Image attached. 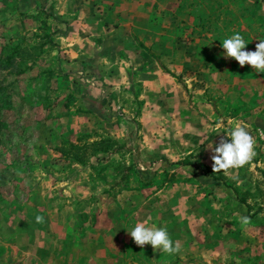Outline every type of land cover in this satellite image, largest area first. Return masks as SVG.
I'll return each mask as SVG.
<instances>
[{
    "label": "crops",
    "instance_id": "crops-1",
    "mask_svg": "<svg viewBox=\"0 0 264 264\" xmlns=\"http://www.w3.org/2000/svg\"><path fill=\"white\" fill-rule=\"evenodd\" d=\"M10 1L0 0V6ZM14 1L21 5V12L0 18V38L18 36V27L24 29L25 14L31 13L32 31L43 30L42 33L58 45L59 58H49L47 65L55 69L58 76L65 71L66 64L73 65L76 71H66V78H58L62 83H46L44 91L29 78L23 84L22 99L17 98V114L27 119L36 117L37 125L32 127L44 133L39 142L22 143L26 151L24 164L28 169L25 173L19 172L16 161L12 178L8 180L11 192H0V264H264V229L252 218L247 225L237 220L243 212L251 211L235 199V193L230 190L234 194L232 198L228 190H220L219 197L224 199L208 206L204 197L207 193L200 191L199 195L193 188L199 182L198 177L204 174L192 158L175 162L169 153L158 158L149 156L146 151L154 154L155 146L143 140L144 128L132 134L130 124L124 119L116 129L110 120L102 128H94L95 123L90 122L89 118L102 115L112 118L119 107L127 113L128 103H143L160 91L155 84L161 68L140 45H148V39L156 37L160 28L158 25L155 29L156 22L148 12L153 1ZM250 6L255 7L256 16L264 23V0H250ZM192 57L198 69L203 70V62L196 54ZM90 68L103 69L104 94L93 88L95 82L85 79L92 78L88 73ZM78 74L81 77H77ZM143 75L148 79V91L145 88L141 91L137 83ZM117 85L122 90L116 92ZM259 104H253L247 111L249 119L253 120L239 119L234 123L246 125L256 140L255 152L259 159L256 157L254 161L264 170V138L256 139L257 132L259 135L264 132V109ZM28 111L32 115L24 114ZM178 113L182 115V111ZM78 118H84L80 127L85 131L101 132L104 134L101 138L127 145L126 154L132 152V159L119 163L132 165L136 170L134 174L142 180L141 187L110 188L113 184L110 182L120 175L113 154L100 161L101 165L107 164L100 179L90 166L96 164L95 157L83 163L58 153L62 137L53 126L55 119L70 126ZM120 127H123L121 132ZM131 135L133 145L130 146L125 138ZM92 137L89 140L97 139L95 135ZM50 147L60 156L58 163L64 165L60 171L50 169ZM30 150H34L35 157L28 155ZM192 151L189 149L187 153ZM198 161L210 165L206 159ZM36 165L39 172L32 168ZM160 177L171 181L157 183ZM133 180L130 176L129 181ZM137 198L141 199L137 201ZM37 215L43 217L42 222H36ZM136 222L165 227L171 239L181 245L180 251L169 255L154 251L150 244L143 248L136 245L128 232ZM138 254L143 256H136Z\"/></svg>",
    "mask_w": 264,
    "mask_h": 264
},
{
    "label": "rangeland",
    "instance_id": "rangeland-1",
    "mask_svg": "<svg viewBox=\"0 0 264 264\" xmlns=\"http://www.w3.org/2000/svg\"><path fill=\"white\" fill-rule=\"evenodd\" d=\"M150 1H153V5L148 10L149 15L156 22L155 29L157 30L158 25H160V28L155 35L156 37L151 40L148 39L150 42L145 46H148L149 49L147 50V55L151 56L154 62L159 64L161 68V73L155 84L160 91L153 96L154 98H148L143 103L141 101L128 103L125 107L127 113L119 107V109H115L116 114L112 118L108 115H102L101 117L89 118L90 122L95 123L94 128H102L110 120L113 121V128L116 129L120 126L118 124L120 120L124 119L126 124H130V132L132 134L134 132L137 134L140 131L142 132L143 127V140L155 146L154 154L149 152V150L146 151V154L149 153V156L154 155V157L158 158L169 153L172 158H175V162L192 158L193 163H196V167L204 174L198 177L199 182L195 186L193 185V188L196 189L199 195L200 191L201 193H207V196L205 195L204 197L206 198V204L208 206L216 204L218 199H224L223 197H219L222 193L220 190H228L230 194L232 191L236 194L235 199L237 201L249 202V211L251 212H243L242 217H248L249 221L252 218V221H255V224L259 225L258 227L264 229V170L256 165L254 161L256 157L259 159V156L255 155L245 166L239 169H230L229 175H225L223 171L213 172L212 153L208 148L210 142L218 143L221 136H226V132L216 133V125L220 121H224V127L226 128L229 120L233 122L239 119L245 122L253 120L249 119L248 116L250 113H247L253 104L260 103V107L264 109V73L256 72L250 65L240 67L238 61L234 58H224V49L222 48L221 41L238 32L247 43L245 50L254 51L256 44L259 42V38H264V33L258 29L256 30L250 24L251 21L249 22L250 9H247L246 5L250 6V0ZM258 1L260 0H256V2ZM20 6L14 0L5 3L3 6H0V18L8 17L12 12H15V14L17 11L21 12ZM30 14L26 13L24 16L25 21H22L24 29L18 27V36L11 35V37L24 38L30 46L32 44L44 45L42 51L46 52V55L42 58L39 57L36 62L46 67L49 64V58H59L58 45L55 42H50L48 37L42 33L43 30L38 29L32 31L33 27L30 26L32 17ZM37 17H39V14H37ZM201 35L208 41V44L204 48H207L206 55L211 59V62L203 63V70L198 69V66L195 65L197 63L196 59L192 57L196 54L195 40L198 41ZM152 41L155 43L152 44ZM196 57L200 59L198 55ZM72 66L70 64L64 65L63 69L65 71L60 77L65 78L67 75L65 74L66 71H76L73 70ZM98 68H94L93 70L90 68L91 71L88 73H91L92 78L89 76L85 77V79L95 82L93 88H96L97 92L102 94L105 92L104 81L106 76L104 75L103 69ZM82 70L85 71L84 69ZM37 72H40L39 67L34 68L27 76H33ZM78 76L81 77L80 74ZM57 77L53 76L50 78L49 84L56 85L58 83ZM25 82L26 78L19 79V85L15 89L21 95ZM34 83L39 86L40 80ZM137 83L141 91L143 88L148 91V79L146 75H143L142 80L139 79ZM119 87L120 85H117L116 92L122 90ZM30 101L32 102V100ZM17 111V96L14 95L11 103L2 112L4 119L12 121L8 125L9 128L5 131L4 140H0L1 193L11 192L9 191L11 182H8V180L12 178V170L15 169L16 161L19 163V172L25 173L28 169L24 164L26 151L22 143L25 144L30 141L39 142L43 139L44 132H41L37 127V130L34 131L32 127V125H37L38 120L36 117L30 116L32 115L30 114L31 111L24 112L26 116H30V119L18 115ZM181 111L182 115L180 116L178 112ZM184 111L187 112L184 113ZM211 113L214 115H208ZM46 117L49 116L46 115ZM44 121L46 120L44 119ZM83 122H85L84 118H78L76 122L74 121L70 126H66V124H62L58 119H55L53 126L59 130L65 142L77 141L84 143L87 139L93 138L92 136L94 135L97 140L101 138L100 136H104L101 132L90 133L85 131L84 127H80ZM107 126L108 124H106ZM122 128H119V132H121ZM221 130H224V128ZM257 134L256 139L260 140L259 136L261 134L259 135L258 132ZM78 135L82 136L80 137L82 138L81 141L78 140ZM125 139L130 146L133 145L132 135L130 138ZM111 140V143L105 142L103 146H97L96 152L99 156L105 155L106 152L108 155L113 154L110 150L115 147L118 141L115 139ZM126 146L124 145L120 150V152L123 151V154H113L117 162H124L129 158L132 159V152L131 154H126L127 150L129 151ZM171 148L173 149L172 152L169 151ZM49 149V151H52L50 152V158L52 160L50 169H53V171L62 170L64 165L60 164L61 162L58 163L57 160L60 156L57 155L52 147ZM189 149H193L190 154L187 153ZM33 151H28V155L35 157ZM123 156L124 159L122 161L121 158ZM104 159L106 160V157L96 161V164L98 166L101 165L100 161ZM199 159H206L210 165H202V163H199ZM32 168L33 170L37 168V171H40L39 165ZM119 168L120 166H117L116 169ZM133 172H136V170ZM130 176L135 180L131 182L119 180L117 185H113L114 179L110 182V185L113 183L111 186L109 185L110 188L123 189L125 187H141V182L136 181V175L130 172ZM204 176L207 177L206 180L208 179V182H206ZM214 178H217L218 181ZM163 179V177L157 178L156 182L163 184L164 182L171 181L170 179L163 181ZM186 186V188H189L188 185ZM182 187L180 186V188ZM216 194L218 195L216 196ZM231 197L233 198L234 194H231ZM17 199L20 201V198ZM140 199L137 198L136 200L139 201ZM257 208H259V211H256ZM254 216H256L255 219L253 218ZM237 220L241 222V218ZM136 256L143 255L138 254Z\"/></svg>",
    "mask_w": 264,
    "mask_h": 264
},
{
    "label": "trees",
    "instance_id": "trees-1",
    "mask_svg": "<svg viewBox=\"0 0 264 264\" xmlns=\"http://www.w3.org/2000/svg\"><path fill=\"white\" fill-rule=\"evenodd\" d=\"M247 6V7H246ZM247 9H250V24L254 26V28L262 33H264V23L262 22L261 17L256 16L255 7H251L246 5ZM254 21L259 22L257 25L254 24ZM251 26V28H253ZM3 35V34H2ZM48 40L51 42V40L48 38ZM195 51L196 55L200 58V61L204 62H211V59L206 55L207 48L204 47L208 44L207 39L203 38L202 35L200 38H198V41L195 40ZM141 46L146 49V54L148 47L144 46L142 43H140ZM44 45H34L31 46L26 43L24 38H15L14 36H7L3 35L2 38H0V140H4V134L6 129L9 128V123L11 124L12 120H6L3 117V110L5 109L8 104L11 103L13 96H17V98L22 99V95L19 94V91H16V87L19 85L18 81L19 79L26 80L30 77L32 80V83L35 81L40 80V85H35L38 89H41V91H44V88L46 83L50 81V78L57 77L56 70L53 69L51 66L43 67L39 64H37V59L39 57H43L46 55V52L42 51ZM44 54V55H43ZM52 59V58H51ZM39 67L40 72H37L33 76H27L30 72L34 70V68ZM60 75L56 78L58 83H62V81H58V78ZM62 78V77H60ZM59 78V79H60ZM66 78V77H65ZM44 80V83L42 82ZM57 83V84H58ZM26 84V82H25ZM32 86V85H31ZM47 87V86H46ZM21 93V92H20ZM78 140H82V136L78 135ZM87 138V137H86ZM85 139V137H84ZM88 141V142H87ZM84 143L74 142V141H67L62 139V144L60 147L57 148V150L65 157H71L75 158L80 162L86 163L90 159V157H95L96 160H102L105 157H109L108 153L106 152L105 155L99 156L96 152L97 146H103L105 142L111 143L112 140L109 138H99V140H89L87 139ZM121 148H123V145L117 143L115 147H113L110 152L115 154L119 153ZM88 150V152H86ZM98 155V156H97ZM99 157V158H98ZM114 164H117V166H120L118 169L119 178L114 181V185H117L119 180H123L125 182L129 181L130 172L131 174L134 173V169L132 168V165L128 166H122L119 162L114 161ZM183 164H190L188 162H184ZM91 168L94 169L96 172V176L98 178H102L100 175L101 171L107 166V164L104 165H97V164H90ZM136 175V174H135ZM137 177V176H136ZM217 180V178H214ZM137 180L142 182L141 179ZM244 205L247 206L249 210V205L244 202L240 201ZM256 211H259V208H257ZM255 211V213H256Z\"/></svg>",
    "mask_w": 264,
    "mask_h": 264
},
{
    "label": "clouds",
    "instance_id": "clouds-1",
    "mask_svg": "<svg viewBox=\"0 0 264 264\" xmlns=\"http://www.w3.org/2000/svg\"><path fill=\"white\" fill-rule=\"evenodd\" d=\"M222 41L224 58H234L240 67L250 65L256 72L264 73V38H259L254 51L245 50L246 42L237 32ZM224 128V130H221ZM226 132L221 136L218 143L210 142L208 148L211 150L213 172L223 171L229 175L230 169H239L249 163L256 155V140L247 130V126L239 122L228 121L224 127V121L216 125V133ZM264 138V132L261 133ZM43 217L37 215L36 222H42ZM248 217H241V224L247 225ZM134 243L141 248L150 244L154 251L162 254H175L180 251L179 242H174L165 227L147 226L145 222H136L134 227L128 230Z\"/></svg>",
    "mask_w": 264,
    "mask_h": 264
}]
</instances>
